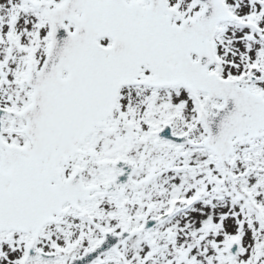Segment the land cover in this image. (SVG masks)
<instances>
[{
	"label": "snow or ice",
	"instance_id": "6c2138e0",
	"mask_svg": "<svg viewBox=\"0 0 264 264\" xmlns=\"http://www.w3.org/2000/svg\"><path fill=\"white\" fill-rule=\"evenodd\" d=\"M0 264H264V0H0Z\"/></svg>",
	"mask_w": 264,
	"mask_h": 264
}]
</instances>
